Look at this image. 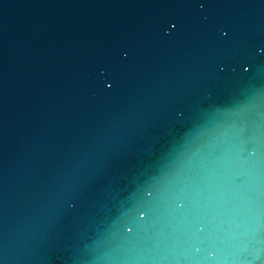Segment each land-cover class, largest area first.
Returning <instances> with one entry per match:
<instances>
[{
	"label": "water",
	"instance_id": "obj_1",
	"mask_svg": "<svg viewBox=\"0 0 264 264\" xmlns=\"http://www.w3.org/2000/svg\"><path fill=\"white\" fill-rule=\"evenodd\" d=\"M261 48L264 0H0V264L251 260L264 247ZM199 241L219 259H194Z\"/></svg>",
	"mask_w": 264,
	"mask_h": 264
},
{
	"label": "snow or ice",
	"instance_id": "obj_2",
	"mask_svg": "<svg viewBox=\"0 0 264 264\" xmlns=\"http://www.w3.org/2000/svg\"><path fill=\"white\" fill-rule=\"evenodd\" d=\"M201 7H204V4H200ZM169 27L166 29L167 31L171 32L173 29L177 27L175 22L169 21ZM220 36L225 40L230 37V31L225 28L221 27L219 29ZM261 53H264V48L260 49ZM127 56V53H124ZM223 65H220V69L223 70ZM245 70H250V65H245ZM107 87H112L111 83L105 82ZM243 150L246 151L249 156L255 157L257 151L259 150V146L255 143H247L243 146ZM171 183V177L162 178L156 183L150 184L145 186L142 189V195L138 199L137 203L135 204L133 210L138 217H145L149 215L153 211V205L155 202V198L160 190V187L164 186L165 184ZM170 206L175 209H183L185 207V200L181 193L177 192L174 193L172 199L169 201ZM205 224L203 222L197 224L195 226V230L197 232L203 233L205 231ZM119 229H122L125 233H131L133 228L129 226L128 223L123 222ZM195 257L194 259L202 260V261H212L214 259H219L217 255L216 249L212 246V244L208 241H199L197 244L193 245ZM249 255L252 257L251 260L247 261L248 264H257L259 261H264V247H253L249 251Z\"/></svg>",
	"mask_w": 264,
	"mask_h": 264
},
{
	"label": "clouds",
	"instance_id": "obj_3",
	"mask_svg": "<svg viewBox=\"0 0 264 264\" xmlns=\"http://www.w3.org/2000/svg\"><path fill=\"white\" fill-rule=\"evenodd\" d=\"M246 264H248V262H246ZM257 264H264V261H259Z\"/></svg>",
	"mask_w": 264,
	"mask_h": 264
}]
</instances>
